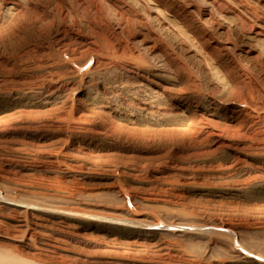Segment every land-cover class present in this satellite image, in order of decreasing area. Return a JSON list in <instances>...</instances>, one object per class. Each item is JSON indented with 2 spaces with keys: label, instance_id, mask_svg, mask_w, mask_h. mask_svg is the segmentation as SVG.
<instances>
[{
  "label": "rangeland",
  "instance_id": "obj_1",
  "mask_svg": "<svg viewBox=\"0 0 264 264\" xmlns=\"http://www.w3.org/2000/svg\"><path fill=\"white\" fill-rule=\"evenodd\" d=\"M0 264H264V0H0Z\"/></svg>",
  "mask_w": 264,
  "mask_h": 264
}]
</instances>
